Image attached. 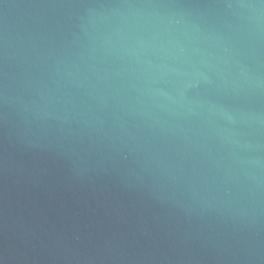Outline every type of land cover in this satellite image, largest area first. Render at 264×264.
Returning a JSON list of instances; mask_svg holds the SVG:
<instances>
[{"label": "water", "instance_id": "95a60500", "mask_svg": "<svg viewBox=\"0 0 264 264\" xmlns=\"http://www.w3.org/2000/svg\"><path fill=\"white\" fill-rule=\"evenodd\" d=\"M0 264H264V0H0Z\"/></svg>", "mask_w": 264, "mask_h": 264}]
</instances>
